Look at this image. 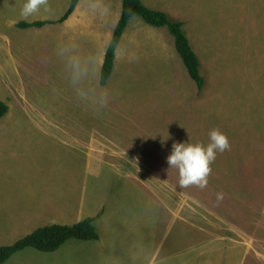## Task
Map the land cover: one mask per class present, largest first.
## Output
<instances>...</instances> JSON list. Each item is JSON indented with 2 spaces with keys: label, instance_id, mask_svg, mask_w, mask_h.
I'll return each instance as SVG.
<instances>
[{
  "label": "rangeland",
  "instance_id": "obj_1",
  "mask_svg": "<svg viewBox=\"0 0 264 264\" xmlns=\"http://www.w3.org/2000/svg\"><path fill=\"white\" fill-rule=\"evenodd\" d=\"M154 1L185 23L201 60L204 88L190 77L171 34L173 75L169 77L170 66L165 75L169 88L150 89L159 79L137 73L151 65L152 55L141 53L148 62L125 66L130 75L123 83L109 82L114 97L106 115L99 114L116 118L114 125L104 127L124 135L120 140L128 151L112 147L105 155L124 168L94 164L92 185L85 188L80 206V220L102 215L95 220L99 241L69 240L56 257L27 248L4 264H264V0ZM24 2L0 0V99L7 101L12 114L52 109L92 115L62 77L55 53L62 24L39 29L12 24V17H22ZM48 4L50 13L41 10L28 18L57 19L69 0ZM4 35L14 38L13 74H7ZM83 51L92 53L90 47ZM47 105L50 108L43 109ZM18 125L14 128L33 131L32 123ZM213 129L228 137L230 149L217 153L205 188L180 187L178 171L167 163L173 144L206 146ZM21 142L25 151L19 160L0 162L3 245L53 224L57 217L43 216L55 211L60 201L77 204L79 198L74 200L70 189L73 181L85 179V170H72L68 144L39 135L28 140L22 135ZM7 173L15 182L9 188ZM75 220L73 215L68 222Z\"/></svg>",
  "mask_w": 264,
  "mask_h": 264
},
{
  "label": "crops",
  "instance_id": "obj_2",
  "mask_svg": "<svg viewBox=\"0 0 264 264\" xmlns=\"http://www.w3.org/2000/svg\"><path fill=\"white\" fill-rule=\"evenodd\" d=\"M71 1L72 0H69L68 8L70 7ZM143 2L148 7L150 6V8L155 10L163 11V9L165 8L163 6H158L156 1L154 0H143ZM24 3L21 5H24ZM68 8L65 10V13ZM65 13H63V15ZM122 13L123 0H80L74 12L65 21L61 22L62 27H60L59 30V37L61 39H73L77 41L82 50L90 47L92 50V54H95L97 56L99 69L102 74L106 55L110 44L114 38V33L122 17ZM63 15L54 20L34 18L27 19L24 17L16 16L12 17V24H16L18 26V24L22 21H55L60 19ZM31 28L39 29V27H30L26 29ZM4 41L5 65L8 70L10 69V71H7V74H11V68L13 65L12 60L14 59V38L9 35H4ZM141 53L152 55L153 58H151V65L145 71H137V73H141V75H150V80L155 77L159 79L156 84L150 86V89H157L160 87H165V89L169 88L167 87V85H165L166 79L168 77L165 75L166 70L169 66L171 71V75H169V77L171 78L173 75V69L171 70V68L174 59L171 35L170 33L169 36L166 35L164 27L152 26L147 23L141 16H135L134 18H132L128 27L124 31L116 49L114 69L112 71L111 76L108 78L106 85L109 87V82L111 81H113L114 83L116 81L123 83L124 80L130 75V72L126 71L125 67L129 63L136 61V63L140 65L142 63L148 62L147 58L141 56ZM154 58L157 60H155ZM16 65L22 68V65ZM156 95L157 94L152 93L151 97L157 98ZM33 97L31 98L36 100L39 99L35 95H33ZM2 101L6 102L7 104L6 100L2 99ZM55 101H57V99H55ZM169 103L171 105V100ZM109 106H111V104H109ZM48 108H50V106L48 105L46 107H43V109ZM9 110L3 117L0 118V155H4V159L0 158V162L3 163V161H6L10 158H15L19 160V156H21L25 151V148H22V135H26L27 140L29 135H39L41 138H44L46 136H48V138H57L61 140L64 145L68 144L69 146H71L73 150L70 152L69 158L73 162L72 170L86 171L85 179L83 178L79 182V184L76 180L73 181V188H69L71 194L75 196L74 200L78 197L79 201L73 207L69 205L70 203L60 201L59 207H56V210L51 213H46L43 218H51L54 216L57 218L55 221H52L53 224L59 222L58 224L70 225L71 222H68L69 218L70 216L74 215L76 217L75 222H79L82 214H80V211L82 212V208L80 206H82V197H84L82 194H84V190L86 187L92 185V171L95 168L94 164H100V168H106V166L107 168H109V164H113L112 169L124 168L117 167V162H110L108 161L109 158H105V155L109 152L108 148L109 150L111 149V152L113 151L112 147L116 148L115 151L118 152L119 149H121V151H128L126 148L127 146H125V143L120 140L124 138V135H122L120 132H117L116 130H112L114 129V127L105 128L106 125H108L109 123L115 122L116 118L100 116L93 113L92 115L87 114L85 116L64 115L62 113H57V111L52 113L54 111H52V109L51 111L39 110L41 112H45L42 114H21L23 115L21 116L18 114H12L9 112ZM104 115L106 114L104 113ZM123 116L125 119L132 118L131 116L127 115ZM97 120H99L100 122H97ZM23 121L26 123H32L30 130L33 131L28 132L22 129L14 128V126H19V122ZM111 124L114 125V123ZM17 147H21V151L18 150ZM138 160L140 159L138 158L137 161ZM0 175H3V173H0ZM4 177L10 178V181L5 182V185L8 188L14 185L15 182L11 181L14 177L10 173H7ZM9 182L12 183L9 184ZM89 182H91V184H89ZM82 185L84 186V189ZM81 187L82 192L81 194H79V196H77V194L81 190ZM99 217L97 216V218ZM20 223L22 224L18 226L21 227V225H23V221ZM171 223L172 221H170V227H172L173 230V227H175V225H171ZM26 224H28V222ZM16 227L17 226H15V228ZM34 227L35 226H33L32 228ZM9 232H12V230H10ZM24 233H27V231H25ZM4 243L5 242L3 241V239H0V246H4ZM57 252L58 251L46 253H55L53 254V256L56 257L58 256Z\"/></svg>",
  "mask_w": 264,
  "mask_h": 264
},
{
  "label": "clouds",
  "instance_id": "obj_3",
  "mask_svg": "<svg viewBox=\"0 0 264 264\" xmlns=\"http://www.w3.org/2000/svg\"><path fill=\"white\" fill-rule=\"evenodd\" d=\"M50 13L48 0H25L20 11L24 18ZM56 56L61 64L62 77L72 91L76 101L93 114L104 113L114 97V91L103 82L95 54L84 52L73 39H60L56 43ZM231 147L228 137L218 129L209 133V143H174L167 157L169 169L179 173V185L182 188L197 186L205 188L211 173V164L217 153H223Z\"/></svg>",
  "mask_w": 264,
  "mask_h": 264
},
{
  "label": "trees",
  "instance_id": "obj_4",
  "mask_svg": "<svg viewBox=\"0 0 264 264\" xmlns=\"http://www.w3.org/2000/svg\"><path fill=\"white\" fill-rule=\"evenodd\" d=\"M80 0H72L66 13L58 20L50 21H22L18 24L20 28L43 27L47 24L61 23L65 21L75 10ZM135 16H141L147 23L155 27H166L174 37L176 51L182 58L190 77L198 84L202 90L205 85V77L201 70V60L193 48L190 38L184 28L185 23L171 17L168 13L148 7L142 0H123L122 17L116 27L114 38L108 49L103 66V82L106 84L114 69L116 59V49L120 39L128 27L130 21ZM9 110L6 102L0 100V118ZM100 215H98L99 217ZM97 216L86 217L79 222L69 224H50L39 227L32 233L16 241L11 245L0 246V264L10 260L15 254L27 248H34L42 252H56L67 241L78 239L83 241H97L100 235L95 226Z\"/></svg>",
  "mask_w": 264,
  "mask_h": 264
}]
</instances>
